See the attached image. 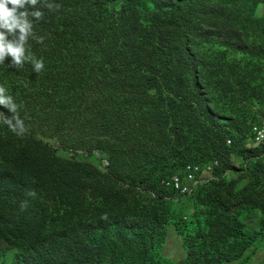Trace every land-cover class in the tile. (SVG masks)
<instances>
[{
    "label": "trees",
    "instance_id": "obj_1",
    "mask_svg": "<svg viewBox=\"0 0 264 264\" xmlns=\"http://www.w3.org/2000/svg\"><path fill=\"white\" fill-rule=\"evenodd\" d=\"M260 1L264 2L108 0L121 2V5L115 11V22L106 38L111 35L110 39L114 38L119 43L120 52L132 60L133 71L123 79L124 88L132 87L133 93L142 91L145 98L152 94L171 111L181 109V128L177 127L176 130L181 134L182 167L189 163L200 164L186 161L194 157L192 151L196 149L208 157L205 166L219 161L220 175L221 167L222 172L237 169L231 154L239 144L235 142L229 126L226 127L222 121L227 120L230 126L238 123L234 119L224 118L241 102L236 95L264 102V93L258 84L260 74L241 70V67H235L227 74L228 63H216L210 57L202 60L194 48V41L200 37L204 26L214 27L228 21L242 24L248 27L247 34L251 32L254 34L252 36L264 39V16L255 15ZM66 2L47 0L46 3L53 7L48 9L43 5L39 8L44 12V18L35 24L33 31L36 37L43 38L42 51L48 59L65 53L62 52L64 46L58 47L54 39L61 43L66 30L63 27L53 29L52 25L55 20L64 17L61 7ZM148 2L154 4L159 14L165 11V19L159 26L160 38L154 42L156 52L146 44V26L140 16ZM218 2L230 6L231 11L222 15L210 12V7ZM57 13H61L60 17ZM78 30L73 29L76 34L72 36V33L68 34V42L82 39L85 47H80V52L92 54L94 50L100 56L111 53L106 52L103 44L105 38L99 32ZM34 40L30 39L29 43ZM145 51L147 53L143 55ZM114 52L113 65L109 62L106 64L109 69L116 66ZM142 55L144 61L141 60ZM97 64L93 63L92 66ZM179 65L181 76L178 74ZM208 74L217 77L216 89L221 92L218 101L219 105H223L218 112L211 110L207 98L201 93L199 82ZM115 75L109 74L107 84L115 81ZM231 77L234 82L230 81ZM190 78L194 80L192 89H189ZM84 82L87 83L88 79ZM102 95L103 102L109 100V91L104 90ZM226 105H231V108L228 109ZM20 109L19 105V112ZM5 115L12 116L13 113L5 108ZM21 135L22 131L16 134L6 124L0 123V243L6 242L15 252L10 257L12 261L5 264H118L123 258H127V264H230L239 261L241 264H253L252 259L264 249V215L258 227L252 229L248 224L256 209L264 211V199L255 196L242 197L235 207H231L227 200H221L223 203L219 204L212 216L195 213L188 220H181L175 227V234L182 241L186 258L180 262H174L164 254L160 242L166 231L161 215L144 205H134L132 210L137 217L134 228L126 223L125 215L118 216L125 209L114 203L112 192L99 194L96 207L90 211L91 216H105L103 222L92 221L85 226L78 222L66 226L51 224L46 208L50 198L58 195L67 199L69 204L81 205L85 163L45 156L36 150L32 135ZM229 137L234 139L231 145L227 143ZM237 155L240 159L243 157L244 162L251 160L247 169L255 179L261 172L263 164L260 161L264 151H252L243 145ZM217 182L219 180L209 182L196 190ZM158 198V202L168 200Z\"/></svg>",
    "mask_w": 264,
    "mask_h": 264
},
{
    "label": "rangeland",
    "instance_id": "obj_2",
    "mask_svg": "<svg viewBox=\"0 0 264 264\" xmlns=\"http://www.w3.org/2000/svg\"><path fill=\"white\" fill-rule=\"evenodd\" d=\"M43 5L44 0H40L36 7ZM120 5L121 2L112 3L108 0H67L61 7L64 19L55 20L52 25L53 29L63 27L66 30L61 43L54 39L58 47L64 46L62 52L65 53L48 59L42 51L43 42L34 40L29 43L31 51L37 58L43 59L44 69L38 74L33 71L30 63L17 69L10 66L11 58L8 57L4 64H0V85L7 89L17 105L18 115L24 121L22 134L35 138L39 153L59 160L85 163V187L81 205L69 204L67 199L58 195L50 198L46 208L51 224L66 226L78 222L85 226L92 221L103 222L105 216H91L90 211L96 207L99 194L112 192L115 196L114 203L125 209L118 216L125 215L126 223L134 228L137 226V217L132 210L134 205H144L161 215L166 231L160 242L164 254L174 262H180L186 258V253L182 241L175 234L176 225L195 213L212 216L219 204L223 203L221 200H227L231 207H235L245 196L264 199V157L260 161L263 164L261 172H258L255 179L247 169L251 160L244 162L241 156L243 160L236 161L237 169L222 172L221 167V181L209 187L183 196L175 193L173 198L165 202H158L160 199L154 198L151 191L154 189L158 193L162 192L164 178L170 177L177 170L181 172V177L184 176L181 134L176 130L177 127L181 128V109L179 107L176 111H171L152 94L145 98L142 91L133 93L132 87L124 88L123 79L133 71L132 60L120 52L119 43L114 38L111 40V35L106 38L108 30L114 25L115 11ZM209 11L222 15L228 14L231 8L218 2ZM61 13H57L59 17ZM255 15L264 16V2L258 3ZM140 16L146 26V44L155 51L154 42L160 38L159 26L165 19V11L162 10L159 14L154 4L148 2ZM75 28L79 29L78 32H99L105 38L103 44L106 52H111L112 55L109 53L100 56L94 50L92 54L80 52L79 48L85 47L82 39L68 42V34H76L73 33ZM248 30V27L233 21L214 27L204 26L200 37L194 41V48L202 56V60L210 57L216 63L227 62V74L235 67L260 74L258 84L264 93V39L252 36L254 34L251 32L247 34ZM114 50L116 66L109 69L106 64L109 62L113 65ZM146 53L143 52V55ZM143 55L142 61L145 60ZM96 62L99 64L92 66ZM111 73H116V77L109 85L107 80ZM178 74L181 76V65L178 66ZM86 78L87 83L84 82ZM216 79L214 74H208L199 82L201 93L207 98L213 111L219 110L223 105H219L218 95L221 92L216 89ZM230 81L234 82L233 77ZM193 86L194 80L190 78L189 89ZM104 90L110 94L109 100L105 102L102 95ZM236 97L241 102L224 118L234 119L238 123L230 126L224 120L222 124L229 126L235 142L239 144L238 149L231 154L232 158L240 159L237 154L245 146L244 137L251 125L259 121V105L262 100L251 101L238 95ZM5 108L0 105V112L4 115ZM230 108L231 105L228 109ZM184 112L187 113L185 110ZM3 119L0 116V121ZM23 135L21 136L24 137ZM228 139L234 141L233 137ZM192 153L194 157L186 161L200 162L205 166L208 157L201 150L194 149ZM104 161L109 162L108 167L103 164ZM263 215V210L256 209V214L248 221L249 227H258ZM12 249L6 242L0 243V264L12 261L10 257L15 253ZM251 262L264 264V249ZM118 264H127V258L121 259Z\"/></svg>",
    "mask_w": 264,
    "mask_h": 264
},
{
    "label": "clouds",
    "instance_id": "obj_3",
    "mask_svg": "<svg viewBox=\"0 0 264 264\" xmlns=\"http://www.w3.org/2000/svg\"><path fill=\"white\" fill-rule=\"evenodd\" d=\"M39 3L40 0H0V64H4L6 58L10 57V66L17 69L23 68L25 63H30L33 71L38 74L44 69L43 59L37 58L29 45L30 39L43 42V38L36 37L33 31L35 24L44 18V12L36 7ZM44 6L48 9L53 7L52 4L45 3V0ZM30 8L34 10L30 11ZM0 105L13 113L12 116H5L0 112V116L4 117L0 123L20 134L24 121L19 117L17 105L3 85H0Z\"/></svg>",
    "mask_w": 264,
    "mask_h": 264
},
{
    "label": "built area",
    "instance_id": "obj_4",
    "mask_svg": "<svg viewBox=\"0 0 264 264\" xmlns=\"http://www.w3.org/2000/svg\"><path fill=\"white\" fill-rule=\"evenodd\" d=\"M259 111V121L251 125L249 132L244 137L246 149L252 151H264V102L259 105ZM227 143L231 145L232 140L228 139ZM233 159H235V163L241 160L239 157H233ZM103 164L108 167L109 162L104 161ZM219 168L220 163L218 160H215L207 166L192 163L186 164L183 167V177H181V172L177 170L170 177L162 180V186L164 187L162 192L158 193L153 189L151 193L154 198L162 197L164 199L173 198L175 193L180 196L181 194H191L199 186L220 180L222 176L219 174Z\"/></svg>",
    "mask_w": 264,
    "mask_h": 264
}]
</instances>
